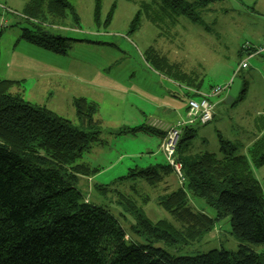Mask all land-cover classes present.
<instances>
[{
	"label": "rangeland",
	"instance_id": "rangeland-1",
	"mask_svg": "<svg viewBox=\"0 0 264 264\" xmlns=\"http://www.w3.org/2000/svg\"><path fill=\"white\" fill-rule=\"evenodd\" d=\"M68 1L73 12L69 10L63 20L43 24L46 31L72 40L66 54H57L20 38L22 29L29 27L23 17L24 0H0V79L21 82L12 93H20L24 101L56 113L81 131L89 132L77 118L74 101L84 98L97 104L99 141L77 160L78 165L98 170L79 179L77 188L86 202L109 211L127 239L139 244L148 243L132 232L135 218L119 204L120 195L133 200L153 223L165 221L181 229L160 205L163 196L181 187L174 173L156 186L142 178H126L132 169L169 164L161 147L164 138L130 130L168 131L188 119L189 102L197 95L214 104V118L207 125L195 126L197 134L188 154L211 153L222 158L221 139L237 144L264 192V166L255 167L249 153L261 136L256 122L264 114V0H210L196 9L200 23L180 17L176 25L170 23L163 30L143 14L139 29L132 33L131 23L140 5L159 0H102L98 18L96 0ZM150 47L201 79L198 94L157 71L145 55ZM243 62L247 69H240ZM235 78L247 83L246 96L228 105L227 86ZM216 88L223 91L212 96ZM98 187L106 188L105 194ZM189 201L196 211L216 217L204 200L190 196ZM240 245L227 218L187 248L159 243L154 247L175 257H194L213 250L236 252ZM244 245L264 253V245Z\"/></svg>",
	"mask_w": 264,
	"mask_h": 264
},
{
	"label": "trees",
	"instance_id": "trees-1",
	"mask_svg": "<svg viewBox=\"0 0 264 264\" xmlns=\"http://www.w3.org/2000/svg\"><path fill=\"white\" fill-rule=\"evenodd\" d=\"M24 1L23 17L29 27L22 29L20 38L53 53L66 54L72 40L46 31L43 24L65 19L69 10L74 11L71 3ZM209 2L142 3L130 31L139 29L143 14L159 30L170 23L176 25L180 17L200 23L196 9ZM101 4L102 0H96V18ZM2 34L0 30V42ZM145 55L157 71L199 92L201 79L171 64L155 47ZM20 85L19 81L0 79V264H264V253L244 245H264V192L247 157L238 153L237 144L221 139L222 158L211 153L190 155L188 149L197 128L183 129L176 156L182 164L184 182L160 199V205L182 225L181 229L165 221L153 223L133 200L120 195L119 204L135 218L132 232L148 243L139 244L127 239L128 234L109 211L86 202L77 188L81 176L98 171L77 164L90 145L99 141L97 104L84 98L74 101L81 126L89 130L85 132L56 113L24 101L20 93L11 92ZM246 92L247 83L242 81L241 92L232 105L244 100ZM256 123L261 136L249 153L253 165L261 167L264 114ZM130 131L161 138L167 135L151 127ZM173 173L169 164H157L132 169L126 178H142L156 186ZM98 190L103 194L107 191L101 187ZM190 196L204 200L216 217L196 211L190 205ZM227 218L231 234L241 243L236 252L222 249L194 257H175L154 247L159 243L187 248L201 242Z\"/></svg>",
	"mask_w": 264,
	"mask_h": 264
},
{
	"label": "built area",
	"instance_id": "built-area-1",
	"mask_svg": "<svg viewBox=\"0 0 264 264\" xmlns=\"http://www.w3.org/2000/svg\"><path fill=\"white\" fill-rule=\"evenodd\" d=\"M246 49H251V46H247ZM263 51V48L260 50L256 49L255 53H260ZM247 63L243 62L240 65V69H247ZM233 81L227 86V90H230ZM221 88H216L212 90V96H218L222 93ZM197 95L198 92L195 91ZM198 99L192 98L189 102L188 106V119L186 121L178 123L177 126L169 129L166 137L162 143V149L167 155V159L169 165L173 168L174 174L178 177L181 185L184 182V178L182 175V164L177 160L176 149L178 146V142L180 139V135L184 128L193 127L196 125H207L214 118V104L210 102L208 97H199Z\"/></svg>",
	"mask_w": 264,
	"mask_h": 264
},
{
	"label": "water",
	"instance_id": "water-1",
	"mask_svg": "<svg viewBox=\"0 0 264 264\" xmlns=\"http://www.w3.org/2000/svg\"><path fill=\"white\" fill-rule=\"evenodd\" d=\"M241 89H242V80L239 78H235L233 80V83L229 91L228 98L225 101V103L228 105H231L236 100V98L239 96Z\"/></svg>",
	"mask_w": 264,
	"mask_h": 264
},
{
	"label": "crops",
	"instance_id": "crops-1",
	"mask_svg": "<svg viewBox=\"0 0 264 264\" xmlns=\"http://www.w3.org/2000/svg\"><path fill=\"white\" fill-rule=\"evenodd\" d=\"M259 138V137H258ZM257 140V139H256Z\"/></svg>",
	"mask_w": 264,
	"mask_h": 264
}]
</instances>
